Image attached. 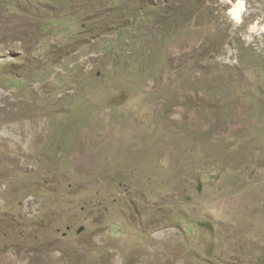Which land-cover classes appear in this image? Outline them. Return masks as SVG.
Returning a JSON list of instances; mask_svg holds the SVG:
<instances>
[{"label": "rangeland", "instance_id": "1", "mask_svg": "<svg viewBox=\"0 0 264 264\" xmlns=\"http://www.w3.org/2000/svg\"><path fill=\"white\" fill-rule=\"evenodd\" d=\"M0 264H264V0H0Z\"/></svg>", "mask_w": 264, "mask_h": 264}, {"label": "bare ground", "instance_id": "2", "mask_svg": "<svg viewBox=\"0 0 264 264\" xmlns=\"http://www.w3.org/2000/svg\"><path fill=\"white\" fill-rule=\"evenodd\" d=\"M239 8H240V7H237V8H236V11H237V9H239ZM16 261H17V260H16Z\"/></svg>", "mask_w": 264, "mask_h": 264}]
</instances>
